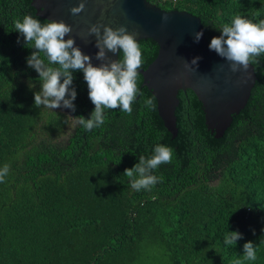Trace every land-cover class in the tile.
I'll return each mask as SVG.
<instances>
[{
    "label": "trees",
    "instance_id": "obj_1",
    "mask_svg": "<svg viewBox=\"0 0 264 264\" xmlns=\"http://www.w3.org/2000/svg\"><path fill=\"white\" fill-rule=\"evenodd\" d=\"M148 1L198 16L209 43L236 16L264 20V0ZM25 15L49 21L30 0H0V169L9 165L0 183V264H264V54L252 63L257 79L245 106L221 136L207 131L202 104L186 88L172 137L140 73L131 115L105 109L104 124L86 131L69 117L88 119L95 107L82 72L72 73L75 112L34 106L41 83L27 58L36 50L14 26ZM138 43L145 68L158 44ZM157 144L173 150L172 162L153 170L162 180L150 191H136L125 169ZM234 231L242 238L226 245ZM248 241L254 261L243 258Z\"/></svg>",
    "mask_w": 264,
    "mask_h": 264
},
{
    "label": "clouds",
    "instance_id": "obj_2",
    "mask_svg": "<svg viewBox=\"0 0 264 264\" xmlns=\"http://www.w3.org/2000/svg\"><path fill=\"white\" fill-rule=\"evenodd\" d=\"M87 0H80L79 6L70 9L73 15L84 11ZM166 22L168 17L163 18ZM15 30L24 37L25 44L33 48L27 58V64L39 74L41 90L34 94V106L48 109L70 108L75 112L73 101L77 97L73 84V72H82L88 86V96L94 104L90 118L83 116L71 117L84 130L91 131L102 126L105 122V109H120L131 115L132 104L138 95H142L138 87L139 69L143 66L142 51L136 34L129 33L125 26L113 29L111 26L94 24L88 29V35H95L96 60L102 63L93 66L92 57L85 55L76 46L75 39H65L72 32L71 25L63 21L50 20L41 23L31 15L14 21ZM103 28V32H101ZM221 35L211 39L209 48L221 58L230 62L233 73L258 62L256 60L264 54V20L252 23L250 20L236 16L230 25L222 27ZM203 31L194 34L195 42H199ZM19 43V40L17 41ZM123 53L122 59L113 60L108 53ZM43 57V58H42ZM199 57L192 60L191 65H197ZM47 61V63L45 62ZM52 65H57L53 67ZM62 81V82H61ZM70 98H66L69 97ZM143 106L154 109L153 98H145ZM173 150L164 144H157L150 158L139 157L134 167L125 169L124 175L129 178L130 186L136 191H150L162 177L153 175V170L162 164L172 162ZM9 173V165L0 169V183L5 182ZM242 238L239 231L225 235L226 245H236ZM244 260H256V248L252 241L243 245ZM236 264H241L237 261Z\"/></svg>",
    "mask_w": 264,
    "mask_h": 264
},
{
    "label": "water",
    "instance_id": "obj_3",
    "mask_svg": "<svg viewBox=\"0 0 264 264\" xmlns=\"http://www.w3.org/2000/svg\"><path fill=\"white\" fill-rule=\"evenodd\" d=\"M80 0H30L35 14L47 20L63 21L72 27L65 39L74 38L85 55L96 60L95 35H88L94 24L117 29L125 26L136 39L152 38L158 44L156 57L138 71L142 84L156 99L157 111L167 130L176 135L175 109L179 89L189 88L202 104L207 131L221 136L232 117L246 104L257 77L251 64L247 71L233 73L230 62L210 50L201 20L184 10H165L148 0H87L83 12L73 15L70 9L79 6ZM164 17H168L164 21ZM203 31L197 43L196 32ZM103 32V28H101ZM118 60V53H108ZM199 57L197 65H191Z\"/></svg>",
    "mask_w": 264,
    "mask_h": 264
}]
</instances>
